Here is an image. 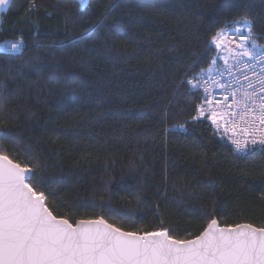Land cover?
<instances>
[{
    "label": "trees",
    "instance_id": "trees-1",
    "mask_svg": "<svg viewBox=\"0 0 264 264\" xmlns=\"http://www.w3.org/2000/svg\"><path fill=\"white\" fill-rule=\"evenodd\" d=\"M243 17L264 40V0H12L0 41L23 47L0 52V145L34 162L49 210L70 223L162 224L175 239L213 218L264 225V150L238 154L190 120L201 101L181 85L209 66L220 22Z\"/></svg>",
    "mask_w": 264,
    "mask_h": 264
},
{
    "label": "snow or ice",
    "instance_id": "snow-or-ice-1",
    "mask_svg": "<svg viewBox=\"0 0 264 264\" xmlns=\"http://www.w3.org/2000/svg\"><path fill=\"white\" fill-rule=\"evenodd\" d=\"M78 2L83 10L88 0ZM8 3L9 0H0V8ZM34 7L30 5V8ZM115 7L113 4L106 9L104 16ZM220 23L223 26L217 34L205 42V54L212 52L213 48H225L229 35L238 36L240 43L233 42L230 54L237 63L244 57L257 61L261 69L257 72L252 64L244 63V67L252 72L254 83H247L236 103L242 104L246 113L258 110L260 124L264 125V45L258 44L259 34L254 31L253 21L247 17ZM244 29H247L246 33ZM11 47L17 50L22 43L17 41ZM219 59V52L211 56L209 77L212 64ZM203 75L204 69L193 72L190 78L181 81V85H187V96L210 104V93L205 86L207 82L201 79ZM244 80L248 81L247 75ZM211 83L214 89L220 87L222 91L229 87L220 85L218 81ZM237 91L233 89V97ZM216 104L221 102L217 100ZM195 107L197 114L190 116V120H199L207 115L199 104ZM207 119L215 123L216 113L207 115ZM244 132L248 134V129ZM233 143L234 151L264 150V138L257 140L253 137L250 143L246 139L244 144L234 140ZM18 159H22L19 152L6 153L0 145V264H264V225L255 227L252 223H237L221 227L213 218L192 239H175L172 229L162 224L159 230L143 234L122 231L99 217L77 220L73 226L49 210L45 192L38 190L41 183L36 177L34 162L29 160L21 166L14 162ZM109 183L106 182L105 190H108Z\"/></svg>",
    "mask_w": 264,
    "mask_h": 264
},
{
    "label": "built area",
    "instance_id": "built-area-1",
    "mask_svg": "<svg viewBox=\"0 0 264 264\" xmlns=\"http://www.w3.org/2000/svg\"><path fill=\"white\" fill-rule=\"evenodd\" d=\"M240 25H235L237 27ZM237 27V28H239ZM247 29L245 30V33ZM217 34V33H216ZM215 34V35H216ZM219 41V37L217 38ZM21 40L10 39L0 41V52H19L23 47L13 50L11 45ZM235 43H240L238 36L233 37L229 35L227 37L226 46L223 49L214 48V54L219 52L220 59L212 64V74L211 77L208 76L209 66L204 68V75L201 79L206 81V87L210 93V104H205L200 102L201 108L207 113V115H212L213 112L216 113V122L207 119V115L204 117L207 119L214 132L217 136L227 141L232 150L235 148L233 143L234 140H239L241 144H244L246 139L250 143L251 139L255 137L257 140L264 138V125L260 124L258 110L252 113H246L245 108L242 104H237L243 94V89L247 87L248 82H253L252 72L248 71L244 67V63L252 64L257 72L260 71L261 65L257 61H253L248 57H244L240 63L236 62V59L230 54V47ZM258 44L264 45V40L258 41ZM251 45L249 44V47ZM239 51V49H236ZM227 61V63H225ZM233 65H235L233 67ZM201 71V70H200ZM198 71V72H200ZM247 75L248 81L244 80V76ZM190 78V77H189ZM211 81H218L220 85H227L228 90L222 91L220 87L213 88ZM235 81V83H233ZM195 82V81H193ZM233 89H238L235 97L232 96ZM251 91V89H248ZM227 97V99H225ZM221 102L220 105L216 104V101ZM248 107H252L249 105ZM244 129H248V134L244 132ZM234 151V150H233ZM238 154H242L246 151H234Z\"/></svg>",
    "mask_w": 264,
    "mask_h": 264
},
{
    "label": "water",
    "instance_id": "water-1",
    "mask_svg": "<svg viewBox=\"0 0 264 264\" xmlns=\"http://www.w3.org/2000/svg\"><path fill=\"white\" fill-rule=\"evenodd\" d=\"M11 1L12 0H9V3L8 4H6V5H4V6H2V8H0V24H1V15H2V13L3 12H5L6 11V9L8 8V6L10 5V3H11ZM74 1H76L77 2V4L79 5V8L81 9V6H80V4H79V2H78V0H74ZM89 1V0H88ZM88 4V3H87ZM86 7V6H85ZM0 133H1V131H0ZM58 218H61V217H58ZM80 220V219H79ZM77 221V220H76ZM76 221L74 222V223H71L73 226H75V224H76ZM70 223V222H69ZM108 223V222H107ZM218 223V222H217ZM110 224V223H109ZM219 225V224H218ZM219 226H221V227H223V225H219ZM115 227V226H114ZM256 227V226H255ZM117 228V227H116ZM122 231H124V230H122ZM203 231V230H202ZM199 235V234H198ZM194 238V237H193ZM190 239H192V238H190Z\"/></svg>",
    "mask_w": 264,
    "mask_h": 264
},
{
    "label": "rangeland",
    "instance_id": "rangeland-1",
    "mask_svg": "<svg viewBox=\"0 0 264 264\" xmlns=\"http://www.w3.org/2000/svg\"><path fill=\"white\" fill-rule=\"evenodd\" d=\"M237 27H239V26H237ZM241 27V26H240ZM246 29H244V31H245Z\"/></svg>",
    "mask_w": 264,
    "mask_h": 264
}]
</instances>
